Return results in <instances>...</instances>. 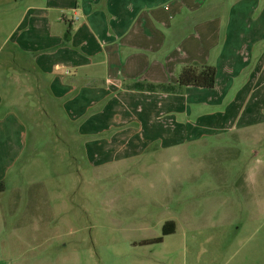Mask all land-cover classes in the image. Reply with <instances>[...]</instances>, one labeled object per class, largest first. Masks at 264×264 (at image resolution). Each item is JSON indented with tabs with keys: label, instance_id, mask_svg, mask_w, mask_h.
<instances>
[{
	"label": "crops",
	"instance_id": "crops-1",
	"mask_svg": "<svg viewBox=\"0 0 264 264\" xmlns=\"http://www.w3.org/2000/svg\"><path fill=\"white\" fill-rule=\"evenodd\" d=\"M0 12V181L43 101L85 140L88 165L264 123V0H0ZM185 66L214 67V87L151 89Z\"/></svg>",
	"mask_w": 264,
	"mask_h": 264
},
{
	"label": "rangeland",
	"instance_id": "rangeland-1",
	"mask_svg": "<svg viewBox=\"0 0 264 264\" xmlns=\"http://www.w3.org/2000/svg\"><path fill=\"white\" fill-rule=\"evenodd\" d=\"M36 108L1 181L0 264H264V123L88 165L60 112Z\"/></svg>",
	"mask_w": 264,
	"mask_h": 264
},
{
	"label": "trees",
	"instance_id": "trees-1",
	"mask_svg": "<svg viewBox=\"0 0 264 264\" xmlns=\"http://www.w3.org/2000/svg\"><path fill=\"white\" fill-rule=\"evenodd\" d=\"M69 33H66V38ZM216 71L211 66H185L181 69L177 82L173 86L151 87L152 90H161L176 93L187 88L212 89L215 85ZM4 192V184L0 181V194ZM175 231L174 222L168 221L164 224V236L171 235ZM159 242L158 240H155Z\"/></svg>",
	"mask_w": 264,
	"mask_h": 264
}]
</instances>
